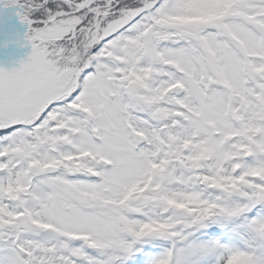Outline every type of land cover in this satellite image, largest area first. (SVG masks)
Wrapping results in <instances>:
<instances>
[{
  "label": "snow or ice",
  "instance_id": "obj_1",
  "mask_svg": "<svg viewBox=\"0 0 264 264\" xmlns=\"http://www.w3.org/2000/svg\"><path fill=\"white\" fill-rule=\"evenodd\" d=\"M0 264H264V0H0Z\"/></svg>",
  "mask_w": 264,
  "mask_h": 264
},
{
  "label": "rangeland",
  "instance_id": "obj_2",
  "mask_svg": "<svg viewBox=\"0 0 264 264\" xmlns=\"http://www.w3.org/2000/svg\"><path fill=\"white\" fill-rule=\"evenodd\" d=\"M10 20H18V18H15L13 17L12 19ZM19 21V20H18ZM8 22V21H7ZM6 22V23H7ZM23 43V41H22ZM22 43H17L16 46H21ZM25 47V46H23ZM27 50H31L30 49V46H27L25 47ZM28 53H24V52H19V51H12L10 53H8L6 56L0 58V66H7V67H16L18 66V62L19 60L23 59V58H26V55Z\"/></svg>",
  "mask_w": 264,
  "mask_h": 264
}]
</instances>
